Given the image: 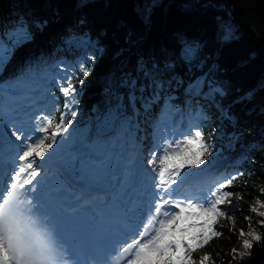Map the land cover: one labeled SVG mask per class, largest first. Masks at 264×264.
Here are the masks:
<instances>
[{
	"label": "trees",
	"instance_id": "trees-1",
	"mask_svg": "<svg viewBox=\"0 0 264 264\" xmlns=\"http://www.w3.org/2000/svg\"><path fill=\"white\" fill-rule=\"evenodd\" d=\"M52 28L53 37L44 38ZM0 40L28 56L14 79L70 65L76 115L66 117L68 126L113 110L140 142L168 107L181 113L179 122L188 114L214 147L204 165L226 161L219 171L225 180L243 173L226 190L244 199L264 184V0H0ZM153 78L162 84L155 91ZM62 83L51 89L44 114L57 122L66 112ZM246 214L241 227L260 234L259 242L217 226L224 235L193 256L210 254L208 264H264V218ZM244 240L253 247L244 249Z\"/></svg>",
	"mask_w": 264,
	"mask_h": 264
},
{
	"label": "snow or ice",
	"instance_id": "snow-or-ice-1",
	"mask_svg": "<svg viewBox=\"0 0 264 264\" xmlns=\"http://www.w3.org/2000/svg\"><path fill=\"white\" fill-rule=\"evenodd\" d=\"M81 71L84 76L88 75L86 68H82ZM131 86L135 88V83L132 82ZM153 86L155 91L162 87V84L157 83L153 78ZM61 91L66 97H70L65 107L71 111L70 105L75 102L73 95L75 88L69 81L67 86L61 88ZM71 115L75 116L76 113L71 111ZM70 123L71 121L66 122L64 115L60 117L59 122L48 115L43 117L33 129V132L42 135L25 136L22 132H11L15 141H22V144L16 145L19 152L15 159L19 163L13 170L10 186L19 187L25 193L35 191L33 181L40 175L36 161L45 158L57 144V137L67 131ZM213 151L214 147L205 141L204 132L196 127L180 139L168 141L159 151V155L155 152L152 154L149 163L154 166L152 171L156 173V176L153 178V183L155 189L159 191L155 193L156 198L148 210L147 218L141 222L136 231L130 234L119 249H113V256H124L123 264H208L211 260L210 254L206 253L198 262L193 258V254L198 249L209 245L213 239L224 235L217 228L221 219L235 221V217L228 214L232 208L231 198L237 196L242 200L243 196L241 193L226 189L233 187L234 182L239 180L243 173L238 172L219 182L215 188L199 198L179 196L178 190L191 175L185 169L199 168L204 165L206 158L211 156ZM29 185L32 187H26ZM173 185L177 188L174 189ZM225 204L228 205V210L223 207ZM260 207L264 208V203H260ZM250 211L264 217V211H257L255 207ZM260 224L264 226V219L260 221ZM240 235L251 236L252 240L257 242L262 239L260 234L255 232L246 234L243 229ZM3 240L4 236L0 230V264H14L15 257L10 254L9 249L2 246ZM243 247L247 250L253 245L249 240H244ZM233 253L244 255V253H237L236 249H233Z\"/></svg>",
	"mask_w": 264,
	"mask_h": 264
},
{
	"label": "rangeland",
	"instance_id": "rangeland-1",
	"mask_svg": "<svg viewBox=\"0 0 264 264\" xmlns=\"http://www.w3.org/2000/svg\"><path fill=\"white\" fill-rule=\"evenodd\" d=\"M59 24L60 23H57L55 26H58ZM53 31H54L53 28L48 29L44 33L43 37L50 40L54 35ZM25 61L26 62L28 61V56L26 53H24V54L18 53L17 54V52L13 51L12 49L8 50L6 48V46L3 44V42L0 40V136L3 137V139L8 140L10 143L12 142V140L15 139V137H12L11 134L9 133L11 130L8 129L5 121L3 120V116L1 115V112H2V110L4 111V108L11 106L10 101H8L10 95L15 100V102L21 101V102H24L26 104H32V105L34 104L33 99L35 96H36L35 102H37L39 99L43 100V98L46 100H48L49 98L52 99L51 95L49 96V98H47L45 96L50 92V90L53 87H58L60 85H63L64 83H62V81L65 83H68V81H69L68 77L70 76V71H71L70 65L60 64L59 66H57L55 71L51 70V72L45 73L44 77H42V78L28 76L30 74H26L27 76H23V77H21V79L12 78V75H13L12 73L14 70H16L15 66H17V68L21 71V69L23 70V65H24ZM24 70L27 73L31 72L28 68H24ZM71 77L72 76H70V78ZM215 88H217V87H215ZM69 99H70V97H66V102H68ZM182 100H184V99H182ZM74 103H72L70 105L71 111L74 109ZM141 103H143V101ZM5 105H6V107H5ZM48 105L44 106L39 111L37 116L35 117L34 121H35L36 126H37L38 122L42 119V114H43L45 108L48 107ZM142 106L145 107L146 105L143 103ZM66 110L68 113L71 112V111H69L68 108H66ZM167 113H168V115H166V116H168L172 121H174L176 115L178 114V111H175L174 112L175 114H173V115H171L172 112L170 110H167ZM117 117L118 116L112 110H110L104 117L96 118V116H95L93 118V120L89 123H85L83 125H79V126L74 127V128L67 126V131L63 132L62 135L57 137V144L54 145V147L52 149H55L56 151H58L59 148L57 146L61 144L62 149L69 151L68 155L71 158V160H74L76 158V156L74 155V152H77V157H82L81 153H84V151H85L84 150L85 149L84 142L89 137H94V135H96L97 132H101L103 129H106L108 127V125L111 123L116 130L115 131H114V129L110 130V127L108 129H106V132L104 133V134H106V136L108 135L106 140L108 139V137L116 139V141H118V139H119L120 142L122 141V144L109 146V148L105 149L106 152L110 151L111 153H113V155L111 158L107 159V162L105 163V166L103 167V169H106L108 167H110V169H112V166H109L111 164H115V166L114 165L113 166L116 167L117 164L122 165L124 163L125 168L127 169V172H128V169H130V171L133 172V168H131L130 164L133 160L132 152H133V150L136 149L135 142H134V135H132V133L127 130V124L124 120H122L121 122H118L120 125L116 124L118 121ZM185 117H186V122H188L190 116L187 114ZM184 121H185V119H184ZM111 129H112V127H111ZM130 134L132 135L131 139L126 140L124 138V136L125 135L130 136ZM144 140H145V145L147 146V143L149 141L148 136H145ZM114 144H117V142ZM116 150H118V151H116ZM120 152H122V153H120ZM125 153H127V154H125ZM90 155L97 156L96 158H99L104 154H102V152L97 153L95 151H92L90 153ZM123 157H125V158L122 159ZM142 157L145 160V154L144 153H143ZM149 160H150V158H149ZM44 161H45V158L43 160H37L36 161L37 170H38V166L40 164H42ZM126 161L129 163H126ZM151 165L152 164H150V166ZM211 165H212L211 168L213 167L211 173H214L213 171H214L215 165H214V163H212ZM204 166H202V167H204ZM153 167L154 166L152 165V168ZM202 167H200V168H202ZM258 167L260 168V170H262L264 172V165L258 164ZM197 170H199V169H196V168L185 169V171L188 173H191V175L186 178L184 183L190 182L191 184H197V183L204 182V176L206 174V170L205 171L204 170L197 171ZM149 173L152 175V177L156 176V173L153 171L149 172ZM196 174H200V177H199L200 179H197V180L193 179V175H196ZM48 175L50 176V174H48ZM235 199H237V198H235ZM237 203L238 202H236L235 206L233 207L234 209L231 208V210L228 211L229 216L235 217V221L233 222V221L224 219V220H227L228 222H230V224H228V225L224 224L223 225V224L219 223L217 225L222 230L226 231L227 234L237 235V229L236 228L237 227L241 228V224H242V218L241 217H244V214L239 212L238 209L240 206H238L239 204H237ZM242 203H244V201ZM223 207L226 210H228L227 204H225ZM262 211H264V209ZM262 218H264V217H262ZM193 258L196 259L197 262L200 259V258H198V256H193Z\"/></svg>",
	"mask_w": 264,
	"mask_h": 264
},
{
	"label": "bare ground",
	"instance_id": "bare-ground-1",
	"mask_svg": "<svg viewBox=\"0 0 264 264\" xmlns=\"http://www.w3.org/2000/svg\"><path fill=\"white\" fill-rule=\"evenodd\" d=\"M22 104H26V103L22 102ZM6 105H5V107H6ZM24 108L25 107H21L20 110H22ZM4 110H7V108H4ZM14 116H16V115H14ZM109 127H110V130L114 129V131H115V128L111 123L108 125V127L106 129H108ZM111 127H112V129H111ZM106 129H103L101 132H97L96 135H94V137H89L84 142V147H85L84 150L85 151H84V153H81L82 157H77V152H74V155L76 156V158L74 160H71V158L69 157L68 154L63 155V157L57 162L56 170L53 171V173L50 174V176H48V177L45 174H48L51 171V168H50L51 163L48 162L47 158H46V160L38 166V170L41 172H40V175L38 177H36V180L34 181L33 184L36 186L44 180H47L49 183L50 179L53 177H56V175L62 181L61 182L62 186H63V182L66 181L67 178H71L77 182L83 181L84 179H90L91 180L93 178H97L98 180H96V181H101L102 183H106V181H109L111 179V177L113 176V174H117L118 171H117V168L114 167L115 164L109 165V166H112V169H110V167L103 169V167L105 166V163L107 162V159L111 158L113 155V153H111L110 151L106 152L105 149L109 148V146L122 144V141L120 142L118 139V141H119L118 142V141H116V139H113L110 137H108V139L106 140V138L108 136V135L106 136V134H104L106 132ZM170 130H172V129H170ZM116 142H117V144H114ZM57 147L59 148V150L56 152V154L62 153L64 150V149H62V145L60 144ZM53 150H55V149H53ZM92 151H95L97 153L102 152V154H104V155L99 157L98 161H94V159L97 156L90 155V153ZM120 153H122V152H120ZM16 156L17 155H15L13 158H15ZM126 163H128V162H126ZM123 173H124V177H126V175L128 173L127 169L125 168V171L122 172L121 167H120L119 173H118L119 176L123 175ZM42 174H44V176H41ZM37 181H38V183H37ZM263 188H264V184L255 185L253 193L248 198H244L242 200L239 199L237 196L236 197L233 196L232 209H234L233 207L235 206L236 202H238L237 204H239L238 206H240L238 210L240 213H243L244 217H245L246 211L249 212L250 209L253 207L259 208L260 203H263L259 199L260 195L264 194ZM235 198H237V199H235ZM243 201H244V203H242ZM257 201H259L260 203H258ZM244 217H241L242 221H243ZM236 229H237V235L236 236H239L240 235V228L237 227Z\"/></svg>",
	"mask_w": 264,
	"mask_h": 264
},
{
	"label": "water",
	"instance_id": "water-1",
	"mask_svg": "<svg viewBox=\"0 0 264 264\" xmlns=\"http://www.w3.org/2000/svg\"><path fill=\"white\" fill-rule=\"evenodd\" d=\"M223 5H226L225 3H223Z\"/></svg>",
	"mask_w": 264,
	"mask_h": 264
}]
</instances>
